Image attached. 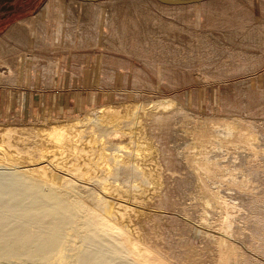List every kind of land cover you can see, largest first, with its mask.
<instances>
[{
    "label": "bare ground",
    "instance_id": "obj_1",
    "mask_svg": "<svg viewBox=\"0 0 264 264\" xmlns=\"http://www.w3.org/2000/svg\"><path fill=\"white\" fill-rule=\"evenodd\" d=\"M214 1L220 0L178 6L157 0L47 2L35 15L11 25L0 38V64L4 66L0 80L19 88L27 77L33 83L31 87L51 88L61 70L56 54L67 56L69 50L73 51L71 77L83 68L82 51L89 47L101 46L143 57L141 50L132 51L127 42L133 40L138 46H147L151 39L146 36V21L150 19L157 22L158 30L176 27L167 20L171 19L194 30L198 38L210 39L209 33L201 30L203 21L196 28L195 17L197 13L215 15L211 6ZM258 4L264 6V0ZM247 33L251 42L264 43V23ZM99 56V65L107 62L98 70L103 83L113 79L116 71L108 65L118 64L119 60L108 57L101 62ZM244 56L249 57L246 53ZM262 60L258 58L255 64ZM64 67L65 64L62 73ZM141 80V75L136 74L134 87L141 85ZM120 98L111 104L86 108L82 118L60 117V121L49 125L31 118L28 124L0 125V169H9L0 170V257L44 259L64 244L65 230L79 211L59 192L62 178L72 176L84 182L101 168L109 170L108 155L94 135L96 129L83 130L82 122L95 118L96 125L109 127L107 131L112 134H118L115 129L121 123L132 120V127L115 137L120 141L122 155L112 157L129 171L134 184L124 190L120 184L113 185L96 176L104 184L103 192L116 198V202L107 208V221L103 222L104 217L100 221L103 231L89 233L87 249L78 254V264H264V119L203 117L171 103L167 110H177V117L173 118L147 108V103ZM30 133L36 142L29 139ZM161 137H168V145L162 143ZM231 171L237 177L233 178ZM225 180H240L238 185L243 188L231 189L234 194L226 195ZM232 181L228 186H234ZM219 182H223V188ZM248 183H253V187L246 188ZM180 185L178 195L166 193L170 187ZM164 210L187 217L195 213L200 223L215 226L218 232L202 235L190 225L179 228L176 223V234L169 238L165 233L175 220L161 215ZM30 227L35 229L32 235Z\"/></svg>",
    "mask_w": 264,
    "mask_h": 264
},
{
    "label": "rangeland",
    "instance_id": "obj_2",
    "mask_svg": "<svg viewBox=\"0 0 264 264\" xmlns=\"http://www.w3.org/2000/svg\"><path fill=\"white\" fill-rule=\"evenodd\" d=\"M47 2L52 4L53 0H0V38L11 25L35 15ZM258 2L259 0H220L212 2L211 6L216 10L215 15L210 12L206 14L197 13L195 17L196 28H198L200 20L205 23L201 26V30L208 32V37L210 38L205 40L198 38L199 36H197L198 34L194 30L186 29L185 24L172 22L171 19L167 20L170 21L169 23L175 24L176 27L169 26L168 28L170 29L167 28V30L163 31L158 30L155 20H147L148 32H146V36L150 37V43L147 46L146 44L138 46L133 40L127 42L132 51L141 50L140 52L143 57H135L134 55L122 52L116 53L115 51L113 52L109 49L107 50L105 47H101L99 44L100 47H89L82 51L85 54L83 68L72 77L69 71L72 68L73 51L69 50L67 56H65L66 53H57L56 59L59 70L61 69L59 71L61 76L57 77L55 85L51 88L43 86H39L38 88L31 87L33 83L27 77L24 82L22 81L19 88L3 83L5 80L3 82L0 80V125L11 122L13 125L19 123L28 124L33 118V120L41 121L45 125L60 121V117H74L78 115L82 118L86 108H97L102 105L111 104L116 101V98L117 100H121L120 97H124L128 101L136 99L139 103H147V108L154 109L157 112H164L173 118L177 117V110L176 108H171L170 111H168L169 109L167 110L171 103L203 117L239 116L264 119V43L261 40H253L251 42L246 36L249 34L247 33L248 30H252L260 23H264V6L258 4ZM223 21H229L230 24L222 25ZM188 22L192 21L188 20ZM219 23L222 25L221 27L218 25ZM216 26H219V28L217 29ZM224 33H227V35ZM237 33L239 36H234ZM228 34H233L234 39H231L232 36L229 37ZM48 35L51 37L50 33ZM50 39L53 44L52 37ZM246 40L248 41L246 42ZM244 53L248 54L249 57L244 56ZM99 54L102 56L101 62H106L108 57L119 60L117 61L118 64L110 63L108 65L116 71L113 79H107L108 81H104V84L101 82L98 70L100 66L104 67L107 65V62L100 63L101 65H99ZM258 58H263V60L255 64ZM254 59L256 61H253ZM39 63L43 64L44 61H40ZM64 64L65 70L62 73ZM3 67L0 64V69ZM229 69H235L237 74H234V70L230 71ZM136 74L141 75L142 84L134 87V76ZM17 79H19L18 76ZM34 83L38 84L37 79L34 80ZM95 121V118H91L84 121L85 123L82 122V125L85 124L83 130L87 132L90 128H93L94 131L96 129L94 135L99 137L98 145L101 142L100 148H103L102 150H105L104 153L108 155L109 165V170L101 168L102 170L100 169V172L98 171L96 176L105 178L107 183L110 182L113 185L120 184L121 188L126 190L127 187L129 188L134 183L130 181L131 176L129 171L123 168L124 166L119 163L120 160L116 161L112 156L113 154L122 155V150L118 144L120 141L118 142V139L116 140L115 137L124 130L130 129L132 127V120L128 119L117 126L118 128L115 127L117 129H114L118 130V134H112V132L107 131L110 129L107 126L96 125ZM93 122L96 126H92ZM29 139L32 142H36V137L32 133L29 134ZM109 139H111L110 143ZM166 139L168 137H163V140L162 137L160 138L163 144L165 142L168 145L169 142ZM112 143H115L114 146ZM32 156L37 157L34 152H32ZM218 160L216 159V161ZM1 169L9 171L8 168ZM233 172L231 171L229 174L233 173V176L232 174L230 175L233 178L237 177V173ZM96 176H94L95 178L90 176L86 180L88 182H82L72 176H64L58 185L61 195L68 202L72 203L73 206H76V209L80 212H77L73 223L65 230L64 246L60 245L55 248L48 258L35 260L30 256L23 258L0 257V264H58L60 258L63 259L61 264H78V257H80L79 255H81V252L87 246L89 233L92 231H103L100 221L103 217L105 218L103 222L107 221L109 209L116 202V198L111 195L108 196L103 192L102 185L104 184ZM227 181H224V188L223 182H219L222 184L220 188L222 187L225 190L221 189L220 192L224 191L223 193L226 194L231 189L243 188L241 185H238L240 184L238 183L240 180L235 182L229 180L234 185L232 187L230 183L231 188L228 186L229 182L227 183ZM94 183L96 184L94 185ZM219 185L216 186L218 190L220 189ZM252 185L254 184L251 183L249 185L248 183L246 188H251L253 187ZM181 187V185L179 188L170 187L166 193L178 195ZM230 193L234 194L233 191ZM109 202L111 203L109 204ZM107 208L109 209L107 210ZM152 211L155 212V210ZM177 214V212L172 210H164L161 213V215H166L169 219L175 220L174 224H169L167 227L165 234L168 237L169 235L171 237L172 234H176L174 231L176 227L179 226L180 228L184 224L192 226L199 233L201 232L202 235H213L218 232L215 226L211 227V225H207L205 227L204 224L200 223L198 215H196L197 219H194L196 218L195 213H193V216L191 214V217ZM169 222L171 223V221ZM175 224L176 227L174 226ZM29 233L31 235L35 233L34 227H30ZM172 238L171 240H173ZM75 260H78V262L76 263Z\"/></svg>",
    "mask_w": 264,
    "mask_h": 264
},
{
    "label": "water",
    "instance_id": "obj_3",
    "mask_svg": "<svg viewBox=\"0 0 264 264\" xmlns=\"http://www.w3.org/2000/svg\"><path fill=\"white\" fill-rule=\"evenodd\" d=\"M80 1H87V2H97L102 0H80ZM159 3L166 4V5H187V4H199L204 1L209 0H157Z\"/></svg>",
    "mask_w": 264,
    "mask_h": 264
},
{
    "label": "crops",
    "instance_id": "obj_4",
    "mask_svg": "<svg viewBox=\"0 0 264 264\" xmlns=\"http://www.w3.org/2000/svg\"><path fill=\"white\" fill-rule=\"evenodd\" d=\"M6 30H7V29H6ZM6 30H5V31H6ZM5 31H4V32H5ZM2 33H3V32H2ZM55 83H56V82H55Z\"/></svg>",
    "mask_w": 264,
    "mask_h": 264
}]
</instances>
